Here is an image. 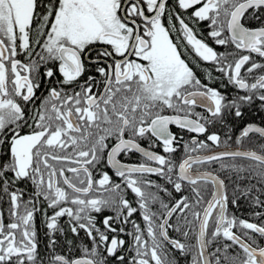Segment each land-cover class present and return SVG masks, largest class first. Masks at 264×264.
<instances>
[{"label": "snow or ice", "instance_id": "obj_1", "mask_svg": "<svg viewBox=\"0 0 264 264\" xmlns=\"http://www.w3.org/2000/svg\"><path fill=\"white\" fill-rule=\"evenodd\" d=\"M0 264H264V0H0Z\"/></svg>", "mask_w": 264, "mask_h": 264}]
</instances>
